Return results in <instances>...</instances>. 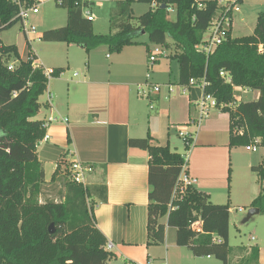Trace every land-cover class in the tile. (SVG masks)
<instances>
[{
  "label": "trees",
  "instance_id": "obj_1",
  "mask_svg": "<svg viewBox=\"0 0 264 264\" xmlns=\"http://www.w3.org/2000/svg\"><path fill=\"white\" fill-rule=\"evenodd\" d=\"M133 1L116 3V12L110 17L116 30L106 34L94 33L92 21L82 16L81 7H92L91 1L56 2L66 9V25L44 31L40 38L75 44L86 53L99 45L119 52L136 44L134 37L143 31L152 44L172 48L169 56L178 62L180 84H187L190 78L206 81L202 92L211 94L217 109L229 116V146H246L257 139V145L264 147V12L258 14L252 33L231 37L228 31L226 39L205 54L195 46L203 42L219 10L216 0L200 1L201 7L197 0H154L158 6L138 16L135 25L127 8ZM136 1L150 4L153 0ZM162 4L173 5L174 19ZM16 12L12 0H0V30L16 22ZM115 19L120 21L115 23ZM16 56L15 47L0 42V264H109L113 254L106 249V238L93 214L94 205L106 200L104 184L82 185L61 177L62 199H39L45 176L37 145L45 128L44 121L35 117L43 106L39 98L48 80L41 65L33 66L35 55L12 60ZM10 61H16L13 69L8 67ZM52 70V76L61 72L60 68ZM221 70L230 82L219 75ZM236 88L258 95L236 102ZM128 145L146 150L150 156L147 242L163 243L166 227H172L176 245L188 247L195 256H214L221 264H229V252L234 248L228 243L229 204L211 202L195 186L173 199L175 181L187 163L185 156L149 135L130 138ZM251 170L262 187L249 208H259L264 214V155ZM51 224L53 232L49 231ZM234 251L232 264H258L257 246L240 245Z\"/></svg>",
  "mask_w": 264,
  "mask_h": 264
},
{
  "label": "crops",
  "instance_id": "obj_2",
  "mask_svg": "<svg viewBox=\"0 0 264 264\" xmlns=\"http://www.w3.org/2000/svg\"><path fill=\"white\" fill-rule=\"evenodd\" d=\"M232 25L231 19L230 36H239L237 33L234 35ZM252 31L253 29L251 33ZM150 47L146 43L127 45L112 56L106 54L108 60H100L94 50L86 53L80 47L86 55L82 60H50L46 62V68L44 63L35 57L33 66L61 69L58 75L48 80L46 91L44 95L42 94V99L40 100L42 95L39 98L43 106L37 114L39 117L36 115L37 119L47 121L51 117L53 120L45 127V133L49 138L37 145V157L43 166L45 178L48 165L53 167L52 176L56 178L63 174L65 163L71 159L93 166V172L87 179L88 184L106 186V200L98 201L94 205L93 214L96 226L106 241L112 243L109 251L112 252L113 258L109 264L116 261L124 264L129 262L166 264L168 261L169 264H197L195 255L188 247L176 245L175 239L169 245L166 243L168 236L166 229L163 243L147 242L150 156L146 150L130 147L128 140L149 135L158 144H168L170 147L169 131L174 129L177 133V128L186 130L185 125L182 127L179 123L185 122L187 114L185 108L187 98L180 96L169 101L170 103L176 101L175 106H179V115L169 109L165 119L164 102L160 92L152 93L151 86L158 84L159 76L170 75L172 64L170 61L158 60L152 69L153 79L148 83L150 76L144 78V72L149 68L147 48ZM66 68L69 70L76 68L80 72L66 75ZM177 74L179 77V66ZM141 85L143 90L139 91L138 86ZM179 86L180 83L177 86L180 91ZM189 91L187 96L190 117L191 104L197 112L196 103L199 97L197 91L196 93L191 89ZM193 99L195 101L190 103ZM153 102L157 104L155 111H152ZM212 111L214 112L210 116L199 122H194L198 113L189 119L195 133L189 157H185L186 170L189 175L197 178L195 188L208 194L211 202L229 204L230 217L231 204L250 205L262 185L251 170L253 165L249 158L245 166L250 167V174L254 175L250 176L252 183L241 197L236 191L231 192L235 147L229 146V116L219 109ZM244 150L249 153L245 148ZM240 167L243 169V165ZM243 176L249 178L246 174ZM53 179L52 177L50 180L45 179V182ZM237 185L239 187L238 181ZM241 206L238 205L237 209ZM255 239L258 240V244L249 246L259 248L258 264H264V236L258 233ZM210 258L206 257L207 260Z\"/></svg>",
  "mask_w": 264,
  "mask_h": 264
},
{
  "label": "rangeland",
  "instance_id": "obj_3",
  "mask_svg": "<svg viewBox=\"0 0 264 264\" xmlns=\"http://www.w3.org/2000/svg\"><path fill=\"white\" fill-rule=\"evenodd\" d=\"M93 3L91 7V11L94 16V21H92V28L93 32L97 34H106L109 32H113L116 30L114 26V21H111L110 17L114 16L116 12V6L117 2L121 0H115V1H101V0H88ZM200 1V0H197ZM99 3V5H98ZM238 6V8H237ZM131 13V23L136 24L137 23V17L145 13L151 8V5L146 2H140V1H133L131 4L127 7ZM237 8V9H235ZM233 12L231 15L232 19V31L234 35L241 36L250 34L251 30L254 27L255 18L258 12H264V0H237L236 5L233 8ZM168 17L170 19H174L175 12H169ZM115 23H117L118 19H115ZM28 24L33 26L36 30V34L38 37H40L41 33L44 31H47L49 29L53 28H59L66 25V9L64 7H61L56 3L55 0H43L38 7V13L34 15H30L28 18ZM204 35H208V32L206 31ZM206 37V36H205ZM134 40L139 43L143 44L146 43L150 46H153V44L149 41L148 36L146 33H139L134 37ZM0 42L5 46H13L16 48L17 56L12 58V60H26L29 56L35 55L36 58L41 60L44 63V68L47 67L46 62L50 60H82L86 57L84 51L80 49V47H77V45H67L64 42L60 41H44L41 38L39 40H33L30 43H28V40L22 31L21 23L19 21H16L11 27L7 29L0 30ZM94 52H96L97 57L100 60H108L106 59L105 55L108 54L109 56H112L113 53L111 50L107 48L106 45H99L95 47ZM170 52H172V48H166L165 49V56L160 59L161 62L170 61L172 64V71L169 74H164L162 76L158 77V85H160V96L162 101L164 102V110L166 113L167 118V111L170 109L172 113L178 114L179 106H175L176 101L169 102L173 98L176 100L180 96H185L187 99L185 100V108H186V116H185V122L179 123L185 125V129L187 132H189L192 137L194 136L195 131L193 128V125H191L190 118L191 116H196L197 112L193 108V105L191 104V107L189 111L190 117L188 116V93L190 92L189 89L194 90L195 93L197 91L198 93V100L201 99L202 95V89L200 87H189L188 93H183L178 90L177 86L179 85L178 82V74H177V66L178 62L176 59L169 56ZM35 58V59H36ZM11 60V59H9ZM9 63L15 65L16 61ZM156 64V63H155ZM149 66V65H148ZM154 64L150 65L147 70H145L144 78L147 74H149L150 79H148V83H151L153 79L152 75V69L154 68ZM65 67V66H64ZM65 74L69 75L73 72H80L76 68H70L65 70ZM69 71V73H68ZM173 77L175 78V81H173ZM144 82V81H143ZM142 82V84H143ZM170 83H173L174 89L173 92L170 93L167 91L166 86ZM137 86V85H136ZM194 88V89H192ZM137 88H135L136 91ZM144 91H147L144 89ZM45 93V92H44ZM44 95V94H43ZM43 95L41 96L40 100L42 99ZM240 97L241 100L238 101H250L257 97V92L252 90H243L240 88L236 89V97ZM196 99V98H195ZM195 99L190 100V103H193ZM156 102H153L154 110L156 107ZM214 110V109H212ZM210 111L209 116L214 112ZM39 117V115H37ZM37 116L35 119H37ZM179 117V116H178ZM171 136V144L170 148L173 151H177L179 153H182L185 157H189L190 150L192 149V145L188 149H186L185 145L182 142V139L178 136V134L174 131V129H171L170 131ZM235 154L233 155V166H232V174H231V192L234 193L235 191L239 194V197L243 195V193L249 188L250 184L252 183L250 180V176H254L250 174V167L245 166L246 161L250 158L251 165H257V163L260 162L262 156L264 155V147L258 145L257 151L252 152L249 151V153L245 152L244 148L241 146H236ZM243 165V169L239 166ZM249 168V170L247 169ZM52 169L53 167L48 165L46 170V180H50L52 177ZM238 172H240L238 174ZM245 173L248 175L249 178H245L242 175ZM240 175V177H239ZM64 178L66 181H68L67 174H59L56 178H54L52 181L44 182L41 188V193L39 196L40 201H46V200H54V201H60L62 199L63 194V181L62 179L58 178ZM256 178V177H255ZM237 181L239 184V187L237 185ZM245 189V190H244ZM238 205H242V210L239 211L237 209ZM249 209L248 204H231V212L229 217V235H228V243L231 246V248H235L236 246L244 245H257L258 240L255 239L257 237V234L260 235L263 234L264 236V214H257L251 217L247 222L242 223V219L246 216L247 211ZM163 220V219H162ZM195 228L198 227V223H195L193 225ZM167 230V239L166 243H169L175 239V230L172 227H166ZM253 238V239H252ZM171 239V240H170ZM176 244V243H175ZM176 246V245H175ZM234 248L233 251L229 252V264L233 263L234 260ZM171 257L174 260V256L171 254ZM207 256H195V260L197 264H221V261L218 260L214 256H210V259H206ZM170 262H166V264H169ZM113 264H124L121 261H116Z\"/></svg>",
  "mask_w": 264,
  "mask_h": 264
},
{
  "label": "built area",
  "instance_id": "obj_4",
  "mask_svg": "<svg viewBox=\"0 0 264 264\" xmlns=\"http://www.w3.org/2000/svg\"><path fill=\"white\" fill-rule=\"evenodd\" d=\"M42 1L43 0H12V2L17 6V12L14 15L13 19L21 23L22 31L24 32L28 40V43H30L33 40H39L40 38L37 36L35 28L28 24V18L30 15H34L38 13L39 4ZM55 1L59 4L62 2V0H55ZM101 1H112V0H101ZM236 1L237 0H216L219 10L217 11L213 19L210 21L209 26L206 29L208 35H204L203 42L201 44L196 45L195 46L196 49L202 50L205 54H210L219 44L222 43L223 40L226 39L227 33L231 25V14L234 10L233 9L234 6L236 5ZM150 5L152 9L158 6L156 1L154 0L150 2ZM197 5L198 7H201L203 4L200 1H197ZM165 9L168 13L172 11L175 12L173 5L165 6ZM81 13L82 16L88 21L94 20L93 13L89 5L82 6ZM164 56H165V49L160 45L153 44V46L147 48V63L149 66L155 64L158 60H160ZM8 67L9 69H13V64H10ZM52 73H53L52 69H44V74L47 80H49L52 77ZM219 75L224 79L225 82L227 83L230 82L231 79L225 71L223 70L219 71ZM146 78H149V74L146 75ZM206 84L207 83L204 79L196 80L194 78H190L187 84H180V87H181V91L184 93L188 90L189 87H194V86L200 87L203 90ZM166 88L168 92L170 93L173 92V86L171 84H168ZM138 90L142 91L143 86L142 85L138 86ZM160 90L161 88L160 85L158 84H154L151 86L152 93L158 94ZM243 90H248V89H243ZM50 98L51 95H49V99H48L49 101ZM238 98L240 100V97L237 96L235 99L236 102H238ZM150 108H152V105H150ZM196 108H197L198 116H197V120H194V122L195 121L199 122L207 118L209 116L210 111L212 109H217L218 105L211 94L202 92L201 99L198 100V102L196 103ZM51 120H53L51 117H49L47 121L45 120L43 122V127L45 128L49 123V121ZM64 121H66V118L64 119ZM177 134L182 139L184 145L186 146L190 145V140H192V135L189 132H187L182 128H177ZM48 138H49L48 134L45 133L39 142L45 141ZM257 141L258 140L255 139L254 143L246 145L244 146V148L247 151L256 152L258 146ZM69 155H71V153H69ZM92 172H93L92 165L80 162L77 159H71L69 160V162L65 163V167L62 173L67 174V177L70 181H73L77 184L87 185L88 176ZM196 183H197V178L188 174L186 170V164H184L175 181L171 195L172 198L175 199L180 197L182 194H184L187 188L191 186H195ZM238 210L241 211L242 209L238 208ZM105 247L108 250L111 249L112 243L107 242ZM127 264H138V263L129 262Z\"/></svg>",
  "mask_w": 264,
  "mask_h": 264
},
{
  "label": "water",
  "instance_id": "obj_5",
  "mask_svg": "<svg viewBox=\"0 0 264 264\" xmlns=\"http://www.w3.org/2000/svg\"><path fill=\"white\" fill-rule=\"evenodd\" d=\"M161 8H165V4H162L160 6ZM141 33H144L143 31ZM260 210L259 208H256V207H250L247 211V214L246 216L242 219V223H245L247 222L251 217H253L254 215H257L259 214ZM52 224L49 226V231L50 232H53V229H52Z\"/></svg>",
  "mask_w": 264,
  "mask_h": 264
}]
</instances>
